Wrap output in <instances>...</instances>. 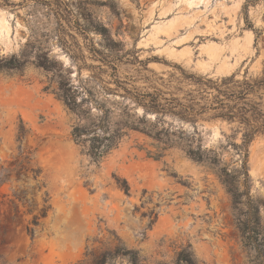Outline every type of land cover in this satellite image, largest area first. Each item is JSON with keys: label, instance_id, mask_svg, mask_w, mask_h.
Returning a JSON list of instances; mask_svg holds the SVG:
<instances>
[{"label": "rangeland", "instance_id": "1", "mask_svg": "<svg viewBox=\"0 0 264 264\" xmlns=\"http://www.w3.org/2000/svg\"><path fill=\"white\" fill-rule=\"evenodd\" d=\"M2 19L0 264H264V136L242 147L210 89L264 79V0H0ZM76 127L115 147L94 160Z\"/></svg>", "mask_w": 264, "mask_h": 264}, {"label": "trees", "instance_id": "2", "mask_svg": "<svg viewBox=\"0 0 264 264\" xmlns=\"http://www.w3.org/2000/svg\"><path fill=\"white\" fill-rule=\"evenodd\" d=\"M8 68L13 70H19L21 63L16 59L10 60L8 63ZM40 67L45 70L51 69V66L40 63ZM210 89L215 93V96L212 99V109L219 111L216 115L217 118L226 120L227 122H238L244 127V132L242 134V147L248 146L252 140L258 136H264V112L261 110L260 103H253L248 100L249 95H256L262 90L264 91V79L259 80H247L234 81V78L221 80L218 84L217 82H211ZM58 97L64 102V104L72 112H76L80 115H85L83 111L80 110L78 103H76L75 97L70 92V88L67 87V83H60L59 91L57 92ZM148 96H139L138 98H133L138 101L139 104L143 103V99H146ZM147 110H152L161 114L169 113L179 117L187 116H196L201 112H197L192 106H183L178 102H165V105H159L157 102L152 101L148 104H141ZM179 108L180 112H175L174 109ZM205 110L201 108L200 111ZM94 130L88 131L85 128L76 127L72 130L71 136L74 142L82 147V150H85L86 154L91 156L94 160L100 159L105 156L113 147H115V137L116 135L104 136L103 137H89L91 133H94ZM24 134H18V140H21ZM89 142L87 148H85V143ZM188 155L193 157L198 162L208 161L212 166L218 164L216 158H209L204 156L200 149L196 151L188 150ZM224 173V170H220ZM35 179L38 178V171H31ZM226 175V174H225ZM228 186V191L235 198L237 195V189L233 186V179L226 181ZM45 203V202H44ZM48 207L45 205L38 211L36 216L32 217L31 222L28 223L26 227V232L28 235L32 236L34 234V227L38 225L39 219L46 217ZM256 218V217H255ZM32 226V228H30ZM134 258V254H131Z\"/></svg>", "mask_w": 264, "mask_h": 264}, {"label": "bare ground", "instance_id": "3", "mask_svg": "<svg viewBox=\"0 0 264 264\" xmlns=\"http://www.w3.org/2000/svg\"><path fill=\"white\" fill-rule=\"evenodd\" d=\"M0 29L2 30V32H5V30H6V25H5V21L2 19L1 20V23H0ZM8 31V30H7ZM0 39H2V35H1V33H0ZM3 42H4V44H5V48L8 46L7 45V41L4 39L3 40ZM7 45V46H6ZM252 174L254 173V171H252L251 172Z\"/></svg>", "mask_w": 264, "mask_h": 264}]
</instances>
